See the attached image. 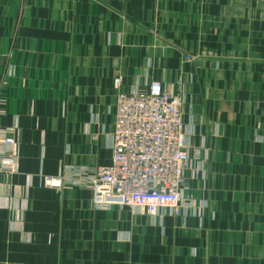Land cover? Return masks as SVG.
Segmentation results:
<instances>
[{
	"label": "crops",
	"instance_id": "crops-1",
	"mask_svg": "<svg viewBox=\"0 0 264 264\" xmlns=\"http://www.w3.org/2000/svg\"><path fill=\"white\" fill-rule=\"evenodd\" d=\"M118 75L182 98L184 216L43 185L110 163ZM0 110V264H264V0H0Z\"/></svg>",
	"mask_w": 264,
	"mask_h": 264
},
{
	"label": "built area",
	"instance_id": "built-area-1",
	"mask_svg": "<svg viewBox=\"0 0 264 264\" xmlns=\"http://www.w3.org/2000/svg\"><path fill=\"white\" fill-rule=\"evenodd\" d=\"M113 86L118 92L110 163L64 166L58 176L45 177L43 185L58 192L87 190L98 211L121 207L160 220L186 215L195 204L185 196V172L190 162L201 159V152H190L182 98L167 93L159 81L136 82L124 92L118 75ZM4 115L0 110V118ZM13 133L0 126V174L5 176L17 169L19 145Z\"/></svg>",
	"mask_w": 264,
	"mask_h": 264
}]
</instances>
